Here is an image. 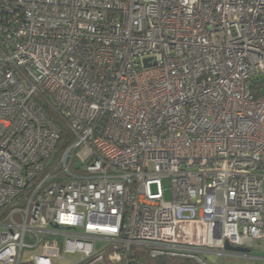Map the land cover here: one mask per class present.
<instances>
[{
  "label": "built area",
  "instance_id": "1",
  "mask_svg": "<svg viewBox=\"0 0 264 264\" xmlns=\"http://www.w3.org/2000/svg\"><path fill=\"white\" fill-rule=\"evenodd\" d=\"M258 79L264 0H0V264L264 246Z\"/></svg>",
  "mask_w": 264,
  "mask_h": 264
},
{
  "label": "trees",
  "instance_id": "2",
  "mask_svg": "<svg viewBox=\"0 0 264 264\" xmlns=\"http://www.w3.org/2000/svg\"><path fill=\"white\" fill-rule=\"evenodd\" d=\"M252 93L258 97L259 95L264 93V81L262 80H256L254 82V85L251 88ZM45 111L50 115L51 118L55 120V122L59 125L61 128V134H62V142L60 144V149L63 147V140L67 138L70 134V129L68 127L67 122L62 119V117L58 114V112L51 107L47 103H43ZM142 264H196L192 261H186V260H178V259H167V258H160L156 260H151L147 257H144L141 259Z\"/></svg>",
  "mask_w": 264,
  "mask_h": 264
},
{
  "label": "crops",
  "instance_id": "3",
  "mask_svg": "<svg viewBox=\"0 0 264 264\" xmlns=\"http://www.w3.org/2000/svg\"><path fill=\"white\" fill-rule=\"evenodd\" d=\"M255 253L257 256H252ZM248 256H240L237 254H223V253H211L206 254L211 264H264V246L257 245L254 250L251 251Z\"/></svg>",
  "mask_w": 264,
  "mask_h": 264
},
{
  "label": "rangeland",
  "instance_id": "4",
  "mask_svg": "<svg viewBox=\"0 0 264 264\" xmlns=\"http://www.w3.org/2000/svg\"><path fill=\"white\" fill-rule=\"evenodd\" d=\"M165 187L166 189L169 188V183L168 182H165ZM167 198H170V193L167 192ZM98 247L99 248H104L105 247V244L104 243H98ZM30 252L29 251H26L25 254H24V260L28 259L30 257ZM252 256H257L255 253L251 254ZM70 259L73 258V256L69 257ZM205 261H207L209 264H211V261L208 260L206 257H204ZM57 264H70V262H66V261H63V262H60V263H57Z\"/></svg>",
  "mask_w": 264,
  "mask_h": 264
},
{
  "label": "water",
  "instance_id": "5",
  "mask_svg": "<svg viewBox=\"0 0 264 264\" xmlns=\"http://www.w3.org/2000/svg\"><path fill=\"white\" fill-rule=\"evenodd\" d=\"M225 249L228 252H231V253H234V254H244V255L251 254V250L245 249V248H241V247H233L229 243L226 244Z\"/></svg>",
  "mask_w": 264,
  "mask_h": 264
}]
</instances>
